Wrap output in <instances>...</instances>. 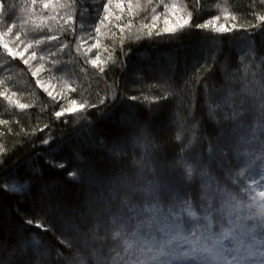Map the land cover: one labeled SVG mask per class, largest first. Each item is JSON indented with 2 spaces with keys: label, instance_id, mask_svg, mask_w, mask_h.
<instances>
[{
  "label": "trees",
  "instance_id": "16d2710c",
  "mask_svg": "<svg viewBox=\"0 0 264 264\" xmlns=\"http://www.w3.org/2000/svg\"><path fill=\"white\" fill-rule=\"evenodd\" d=\"M58 2L75 4V8L58 9L53 14L49 9L42 8L41 0H36L35 5L31 0H0V3L12 6L11 11L0 18V31L6 33L5 39L11 41L10 45H14L13 39L18 31L27 42H34L45 35L57 36L56 40L40 45L33 43L31 48L46 69L45 74L56 83L60 82L64 88L67 86L60 99L53 100L36 84V77L32 76L29 66L23 64L19 57L12 58L0 47V91L9 95L14 93L13 101L30 106L21 110L15 103L10 104L0 97V119L7 121L0 125V161H6L0 167V177L6 179L0 183H7L11 178L19 179L17 172L33 167L39 169L43 174L42 182L49 185V195L53 199L59 197L68 211L75 215L77 223L81 224L79 233L67 234V239L78 250L73 252L77 260L83 257L86 264H100L101 260L107 259L108 264H121L126 256L122 241L111 237V233L119 229V219L113 222L111 215L103 216L100 235L103 236L107 230L110 236L103 247L88 232L95 221L87 214L97 207L98 199L109 195L108 189L102 190L91 184L84 187L78 180L71 179L67 172L86 167L79 157L99 161L93 175L106 184L111 177L115 191L123 194L129 186L146 185L152 179L148 169L155 166L149 162L153 145L170 153L168 160L171 162L175 154L180 153L181 141L192 140V146H195V136L200 135L201 124L211 130L225 114L231 116L235 111L236 120L231 123L237 128V136L232 145L230 169L224 171L222 178L209 170L211 179L206 182L210 187L199 194L196 188L190 189L191 206L177 208L176 211L182 212L184 221L197 226L198 231L199 225L209 224L213 232L219 233L221 223L225 229H234L237 239L229 236L224 241L225 246L231 250L240 245V255L246 257V264H259L262 259L260 252L264 251V245L260 243L264 240V230L257 227L256 239L251 233L241 235L236 220L237 215H248L247 205L254 202L244 189L249 187L253 178L257 180L264 169V120L258 119L259 112L252 113L242 107V101L258 99L264 92V27H238L221 35L208 29L186 26L177 33L179 39L169 40L149 37L141 26L150 23L152 7L160 10L164 4L172 2L192 13V23L203 22L211 15H217L218 9L227 8L236 17L237 25L260 24L257 17L264 15V0H151V4L149 0H132L133 5L139 4L133 15L129 16L127 9L123 14L117 11L116 15H121V19L106 21L101 29L98 48L104 72L87 62L91 57L81 47L79 52L76 49L86 40L82 33L90 28L94 32L96 10L102 11L105 0ZM67 11L73 15L70 25L64 20ZM50 15L56 18L44 20L41 25V18ZM129 20L130 28L126 26ZM12 24L16 26L8 34L5 26ZM21 24H24L23 29ZM117 25L124 26L123 33ZM137 34L139 39H136ZM209 36H216L217 39L210 40ZM61 44L66 45L63 50L59 47ZM121 61H124L123 65ZM64 78H67L66 81ZM114 95L118 98L116 101L112 99ZM101 99L110 109L103 119H100L96 109L90 107L96 104L104 111ZM72 100L78 105L86 103L89 107L56 118L55 111ZM122 115L125 125L131 123L136 128L130 141L96 135L95 128H114ZM132 117L140 121L139 126ZM254 124L259 128L255 134L251 133ZM177 134L180 139H177ZM49 136L52 137L49 144H43L42 141ZM53 140L58 145L55 150L50 147ZM208 151L209 145L205 143L203 152ZM53 158L55 164L63 163L65 168L50 166L47 161ZM217 185L220 193H231L235 202L218 193ZM8 189L7 195L0 194V234L6 236L9 229L19 226L17 212L24 219L36 220L40 215L39 209L31 211V202L26 201L23 195ZM208 199L212 201L211 209L207 207ZM236 202L242 207L237 208ZM118 203L117 200L112 209L117 217ZM26 204L28 211L24 207ZM206 213L208 220L204 219ZM246 223L251 227L255 221L248 220ZM26 227L29 228L30 249L44 253L39 259L46 264L57 261V253L67 256L71 251L66 243L61 242L65 237L59 232L53 236L40 232L34 226ZM156 235L159 237V233ZM33 236L37 239L36 243L32 242ZM249 245L255 253L252 256H247Z\"/></svg>",
  "mask_w": 264,
  "mask_h": 264
},
{
  "label": "snow or ice",
  "instance_id": "6c2138e0",
  "mask_svg": "<svg viewBox=\"0 0 264 264\" xmlns=\"http://www.w3.org/2000/svg\"><path fill=\"white\" fill-rule=\"evenodd\" d=\"M31 3L35 5L36 0H31ZM149 3L151 4V0H149ZM41 4L43 9H49L53 14L58 9L75 8V4L59 3L58 0L56 3H54V0H41ZM11 7V5L6 6L4 3H0V18L6 16L11 11ZM217 7L220 8V5H217ZM136 8H139V4L133 5L132 0H105L102 4V11L100 9L96 10L97 17L94 25L96 33L95 42L85 48V53H90L92 49L100 46L101 29L105 26L106 21H110L113 18L117 21L121 19V15H116L117 11L123 14L125 9H127L129 16H131L134 14V9ZM163 9L162 13H158L156 7H152L151 22L141 26L146 30V34L149 37L167 38L169 40L179 39L180 37L177 33L186 26L201 30L208 29L210 32L221 35L233 32L238 27L250 29L264 27V15L257 17L261 22L260 24L253 25L248 23L247 25H237L235 23L236 17L227 8H220L224 23L220 22L221 15H211L208 19L203 20V22L192 23V13L186 11L183 6H178L176 3L164 4ZM193 9H196L195 2L193 3ZM161 17H163L162 28L158 26ZM55 18V15L42 17L41 25H43L44 20ZM64 20L69 25L72 23L73 15L71 11L66 12ZM81 20L83 22V15L81 16ZM229 20L233 22L229 24ZM15 26V24L6 25L7 33H12ZM126 26L131 27L130 20ZM23 27L24 24H21L20 28L23 29ZM117 27L120 28L122 33L124 32V26L117 25ZM5 35L4 31H0V47L12 58L19 57L23 64L28 65L32 76L36 77V84L43 89L48 97L56 100L57 96H54L51 86H46V83L39 79L41 67L33 68L30 63L36 58V51H32L27 57H25V53L32 47L33 43L40 45L45 41L56 40L57 36L45 35L40 39L34 40V42H25L20 41V33L18 31L16 33V41L19 43L10 46L11 41L5 39ZM139 38V34H137L136 39ZM209 39L215 41L217 37L209 36ZM123 40L124 37L122 36L121 44H123ZM19 44L24 45L22 50ZM59 47L63 50L66 45L61 44ZM76 50L80 51L79 44ZM124 54L127 55V53ZM87 62L98 68L100 72H104V66L101 64L99 53L95 55V58H91ZM121 64L123 65L124 61H121ZM14 95V93L9 95L6 91H0V97L6 99L10 104L15 103L19 109L23 110L30 107L28 104L20 103L18 100L13 101L12 96ZM58 95H63V92ZM112 99L116 101L118 98L114 95ZM131 99H136V97H131ZM164 99H167V97ZM100 104L103 105L104 111H101L96 104H92L90 107L96 109L100 119H103L108 116L110 109L105 104L104 99L100 100ZM86 107H89V105L86 103L78 105L75 100H72L66 106H61L58 111H55L54 115L56 118H61L66 113H74L78 109ZM242 107H245L247 111L252 113L259 112L258 119L264 120V92L260 94L258 99L254 98L251 101H242ZM148 111L151 113L152 110L149 109ZM236 116L237 113L235 111L232 112L231 116L225 114L223 120H218L216 126L211 130L205 129L201 124L199 126L200 135L195 136V146H192V140L181 141L179 145L180 153L175 154L171 162L168 160L170 153H166L153 145L149 162L155 166L148 169L152 179L148 180L146 185L138 187L129 186L123 194L115 191L111 177L108 178L109 182L106 184L102 179L93 175L94 169L99 166V161L79 157L86 167L75 171H68L67 175L73 180H78L84 187L91 184L102 190L108 189L109 191V195L103 199H98L97 207L87 214L95 221V224L88 228V232L92 235L93 240L98 241L101 247L109 242L110 236L107 230H105L103 236L100 235L102 218L105 214H109L112 216L113 222H116L117 219L120 221L119 229L112 232L111 237L114 240L122 241L123 251L126 256L121 260V264H246V257L240 255L242 251L240 245L230 250L224 244V241L229 236L237 239L234 229H225L221 223V231L219 233L213 232L209 224L199 225L198 231L197 226L184 221L182 212L176 211L177 208L184 209L191 206L189 198L192 196V193L190 189L196 188L199 194L210 187L206 182L208 179H211L209 170L212 173L219 174L222 178L224 171L230 169L232 145L237 136V128L231 121H235ZM84 118L85 120L87 119V117ZM131 119L136 118L132 117ZM123 121L124 117L122 115L116 121L114 128H95L94 131L98 137L107 136L116 141L128 142L131 140L136 128L132 127L131 123L125 125ZM6 123L7 121L0 119V125ZM139 123L140 121L136 119L137 126H139ZM47 127L48 125L46 124L45 128ZM51 139L52 137L49 136L42 143L48 145ZM177 139H180L179 134H177ZM205 143L209 145L207 153L203 152V145ZM50 147L55 150L58 145L53 140ZM262 148H264V143H262ZM54 159H49L47 163L52 167L65 168V164L63 163L55 164L53 162ZM4 163L6 161H0V167H3ZM16 175L19 180H23L24 182L19 188L13 187L12 191L23 195L26 201L31 202V211L35 212L39 209L40 215L36 220L24 219L17 212L19 226L9 229L8 236L0 234V264H46V262L39 259L44 253H41L39 250L30 249V241L27 236L29 228L26 226H34L40 232L51 233L53 236H56V233L59 232L60 236L65 237V240L61 242L66 243L68 250L71 251H69L67 256L57 253L59 259L48 262V264H86L83 257L77 260V257L73 255V252L78 250L74 248L72 241L67 239L68 233H79L81 224L77 223L75 215L68 211L59 197L53 199L49 195V185L42 182V172L33 167L24 172H17ZM5 179L0 177V181ZM137 184H139V181H137ZM257 189L260 190L257 191ZM8 190L7 183H0V194L7 195ZM244 191L254 203L247 205L249 210L248 215H237L236 223L241 229V235L251 233L252 238L256 239L255 232L257 227L264 230V173L260 174V182H257L253 178L249 187L245 188ZM217 192L220 193L219 185H217ZM220 194L228 196L230 200L235 202V197L231 193L223 192ZM200 198L204 199L203 196ZM117 200L119 203L116 205V208L119 212V217L112 212ZM139 201L143 203H139ZM165 205H167V210L165 209ZM24 207L26 211L29 210L27 204ZM207 207L208 209L212 208L211 199L207 200ZM236 207L240 208L242 205L236 202ZM253 209L255 210L253 211ZM132 213H135V215H132ZM192 215L195 214L192 213ZM204 219H209L207 213ZM248 220H253L255 223L249 227L246 223ZM240 221H245V223H241ZM81 222H83V216L81 217ZM229 222L232 223V221ZM154 228L155 233L153 232ZM156 233H159V237ZM260 243L264 245V240H261ZM46 252L47 249H45ZM254 254L252 245H249L247 256ZM229 255H231V259H229ZM260 256L262 259L259 261V264H264V251L260 252ZM100 264H108L107 259L101 260Z\"/></svg>",
  "mask_w": 264,
  "mask_h": 264
},
{
  "label": "rangeland",
  "instance_id": "374dc122",
  "mask_svg": "<svg viewBox=\"0 0 264 264\" xmlns=\"http://www.w3.org/2000/svg\"><path fill=\"white\" fill-rule=\"evenodd\" d=\"M54 2H55V0H54ZM172 3H176V2H172ZM163 10H164L163 7L160 8V10L159 9H156V11L158 13H162ZM218 10L219 11H218L217 15H221L220 9H218ZM151 15H150V17H151ZM220 22L221 23H224L225 22L222 15H221V21ZM228 23L231 24L232 23L231 20H229ZM85 26H89V25H85ZM158 26L159 27H163V17H161L160 21L158 22ZM91 29L92 28H90L89 30H87L85 33H82V36L84 35V37H86L85 42H83L82 44H80V47L82 48V51L84 53H85V48L95 42L96 33H95V31L92 32ZM13 41H14V44H18L19 43L18 41H16V35L14 36ZM20 41H25V40L20 36ZM25 42H27V41H25ZM10 46H12V45H10ZM19 47L22 50L23 47H24V45L23 44H19ZM31 52H32V48H29L28 51L25 53V56L27 57L28 55H30ZM97 53H99V55L101 54V51L99 50V48H94V49H92V51L90 53H85V54H87L91 58H95V55ZM245 58H246V56H245ZM100 60L102 62V57L101 56H100ZM31 62L33 63V68L34 67H41V71L39 73V79H41L42 81H44L46 83V86H51V90L53 91L54 96H57V99H60L61 96L58 95V94L62 93L63 91H66V89H67L66 87L67 86L64 88V86L60 82H57L56 83L55 81L52 80L51 77H48L45 74L46 73V69L39 62V59L37 58V55H36V58L33 59ZM66 79L67 78H64L63 80L66 81ZM258 129H259L258 128V125L257 124H254V126L251 128V133H253V134L257 133ZM262 173H264V169H263V171L260 174H262ZM256 181L257 182H260V177H258ZM23 182L24 181H21V180H19L17 178H11V179L7 180L8 188H10V189H12L13 187L19 188L20 185L23 184ZM259 190L260 189H257V191H259ZM32 242L33 243H36V239L34 237H33V241Z\"/></svg>",
  "mask_w": 264,
  "mask_h": 264
}]
</instances>
